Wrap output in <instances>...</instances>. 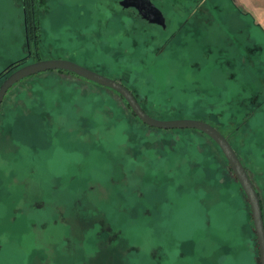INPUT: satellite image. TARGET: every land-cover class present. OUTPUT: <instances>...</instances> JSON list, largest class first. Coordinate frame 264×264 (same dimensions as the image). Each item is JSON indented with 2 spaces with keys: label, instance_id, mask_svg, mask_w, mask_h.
<instances>
[{
  "label": "rangeland",
  "instance_id": "rangeland-1",
  "mask_svg": "<svg viewBox=\"0 0 264 264\" xmlns=\"http://www.w3.org/2000/svg\"><path fill=\"white\" fill-rule=\"evenodd\" d=\"M0 0V73L65 59L122 82L159 119L225 135L264 215V31L230 0ZM0 79V83H1ZM0 107V264H260L247 196L196 130H159L122 97L59 70Z\"/></svg>",
  "mask_w": 264,
  "mask_h": 264
},
{
  "label": "water",
  "instance_id": "water-1",
  "mask_svg": "<svg viewBox=\"0 0 264 264\" xmlns=\"http://www.w3.org/2000/svg\"><path fill=\"white\" fill-rule=\"evenodd\" d=\"M119 3L123 8H135L142 19H145L152 24L160 25L163 28L166 27V19L163 12L159 7L154 5L155 3L152 0H120ZM49 70L70 71L75 73V75L82 76L98 83L102 85V87H109L117 91L124 97V99H126L129 106L132 108V112H134L138 118L147 125L160 129H197L210 136L224 153L226 161H228L234 172L233 174H235L237 180L241 184L240 186L243 188L247 196L246 199L250 203L254 222L253 226L255 227L257 235L256 239H258L260 264H264V215L262 212L263 208L261 199H259V193L254 186L249 173H247V168L240 160V157L234 147H232L233 145L229 139L225 135H222L221 131L211 125L210 122L208 123L198 119H156V117H153L145 111L138 99L135 98V94L122 82L99 74L98 72L88 69L76 62L65 59H50L49 61L38 60L36 62L24 64L15 69L10 75L6 76L0 85V107L8 92L7 90L15 83L27 76Z\"/></svg>",
  "mask_w": 264,
  "mask_h": 264
},
{
  "label": "crops",
  "instance_id": "crops-1",
  "mask_svg": "<svg viewBox=\"0 0 264 264\" xmlns=\"http://www.w3.org/2000/svg\"><path fill=\"white\" fill-rule=\"evenodd\" d=\"M240 15H245L264 31V0H230Z\"/></svg>",
  "mask_w": 264,
  "mask_h": 264
},
{
  "label": "trees",
  "instance_id": "trees-1",
  "mask_svg": "<svg viewBox=\"0 0 264 264\" xmlns=\"http://www.w3.org/2000/svg\"><path fill=\"white\" fill-rule=\"evenodd\" d=\"M27 62H29V57H26V58H23V59H20L19 61H16V62H13V63H10L9 64V66L4 70V71H2L1 73H0V79H2L1 80V83L3 82V80L6 78V76H8V75H10V73L11 72H13L15 69H17L18 67H20V66H22V65H24V64H27ZM59 71H65V72H67V73H72V72H70V71H66V70H59ZM72 74H74L75 75V73H72ZM79 76V75H78ZM81 77V76H80ZM85 79V78H84ZM93 82V81H92ZM1 83H0V85H1ZM95 83V82H94ZM96 84H98V83H96ZM99 86H102V85H100V84H98ZM103 87H105V86H103ZM107 88H109V87H107ZM129 88V87H128ZM109 89H111V88H109ZM113 90V89H112ZM115 91V90H114ZM132 91V90H131ZM117 92V91H116ZM133 92V91H132ZM118 93V92H117ZM134 94H135V96L137 97V95H136V93L135 92H133ZM119 94V93H118ZM120 95V94H119ZM120 97H122V99H124V97L122 96V95H120ZM135 97V98H136ZM137 99V98H136ZM125 100V102L127 103V105H128V107H129V109H131L130 111L132 112V108L129 106V104H128V102L126 101V99H124ZM138 101H139V99H138ZM140 102V101H139ZM141 103V102H140ZM141 105H142V103H141ZM143 106V105H142ZM143 108H144V106H143ZM145 109V108H144ZM134 113V112H133ZM135 114V113H134ZM136 115V114H135ZM137 116V115H136ZM138 117V116H137ZM142 121V120H141ZM143 122V121H142ZM143 125H147V124H145L144 122H143ZM148 126H150V125H148ZM150 127H152V126H150ZM153 128H156V127H153ZM156 129H159V130H165V131H173V130H196V132L197 131H199V132H201V133H203L204 135H206V133H204V132H202V131H200V130H197V129H160V128H156ZM209 139H211L215 144H217L210 136H208V135H206ZM218 145V144H217ZM218 148H219V145H218ZM220 150H221V148H220ZM222 151V150H221ZM224 154V153H223ZM225 156V155H224ZM241 185V184H240ZM241 187V186H240Z\"/></svg>",
  "mask_w": 264,
  "mask_h": 264
},
{
  "label": "flooded vegetation",
  "instance_id": "flooded-vegetation-1",
  "mask_svg": "<svg viewBox=\"0 0 264 264\" xmlns=\"http://www.w3.org/2000/svg\"><path fill=\"white\" fill-rule=\"evenodd\" d=\"M153 2H154V0H152ZM34 4H35V0H29V4H28V6H29V8L28 9H26L25 11L26 12H33L34 10H33V8H34ZM118 4L120 5V3H119V1H118ZM120 7H121V5H120ZM123 8V7H122ZM124 10H126V11H129V10H131L132 12H135L136 14H137V16L139 17L140 15H139V13H138V11L135 9V8H123ZM141 17V16H140ZM142 18V17H141ZM145 20V19H144ZM147 21V20H146ZM157 25V24H156ZM159 26V25H158ZM160 27H162V26H160ZM166 28V27H165ZM246 167V166H245ZM248 170V169H247ZM249 172V171H248ZM247 172V173H248ZM250 175V174H249ZM251 177V176H250ZM252 179V178H251ZM253 181V180H252ZM254 183V182H253ZM255 185V184H254ZM256 187V186H255ZM257 189V188H256ZM258 191V190H257ZM259 193V192H258ZM260 196V195H259ZM261 198V197H260ZM259 198V199H260ZM261 203H262V200H261ZM262 208H263V205H262Z\"/></svg>",
  "mask_w": 264,
  "mask_h": 264
}]
</instances>
